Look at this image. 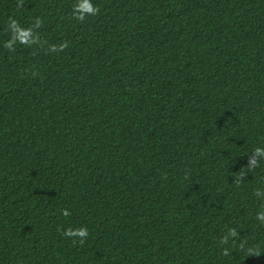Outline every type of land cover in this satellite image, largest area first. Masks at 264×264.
Segmentation results:
<instances>
[{"label":"trees","instance_id":"1","mask_svg":"<svg viewBox=\"0 0 264 264\" xmlns=\"http://www.w3.org/2000/svg\"><path fill=\"white\" fill-rule=\"evenodd\" d=\"M90 2L0 0V264H264V0Z\"/></svg>","mask_w":264,"mask_h":264},{"label":"clouds","instance_id":"2","mask_svg":"<svg viewBox=\"0 0 264 264\" xmlns=\"http://www.w3.org/2000/svg\"><path fill=\"white\" fill-rule=\"evenodd\" d=\"M98 11L93 4L90 2V0H81V3L77 6V12L80 14L79 18L83 19L84 14H95ZM12 30L15 33L14 39L11 43H9V47H11V44L14 43L16 40H20L21 42H26L27 38L31 35L30 31L23 30L19 28V26L16 24L15 21L11 24ZM67 214V213H66ZM261 220H264V215H261L258 217ZM68 235L72 236H79L81 238L87 237L88 233L86 229H81L78 232H69Z\"/></svg>","mask_w":264,"mask_h":264}]
</instances>
